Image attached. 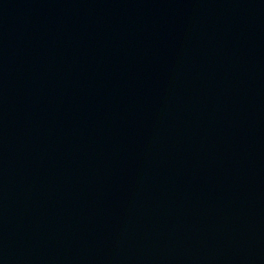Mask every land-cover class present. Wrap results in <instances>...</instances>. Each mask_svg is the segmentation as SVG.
<instances>
[{
	"label": "water",
	"instance_id": "water-1",
	"mask_svg": "<svg viewBox=\"0 0 264 264\" xmlns=\"http://www.w3.org/2000/svg\"><path fill=\"white\" fill-rule=\"evenodd\" d=\"M0 264H264V0H0Z\"/></svg>",
	"mask_w": 264,
	"mask_h": 264
}]
</instances>
